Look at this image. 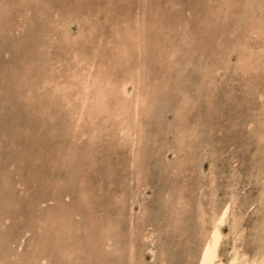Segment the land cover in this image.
Wrapping results in <instances>:
<instances>
[{
	"label": "rangeland",
	"instance_id": "1",
	"mask_svg": "<svg viewBox=\"0 0 264 264\" xmlns=\"http://www.w3.org/2000/svg\"><path fill=\"white\" fill-rule=\"evenodd\" d=\"M89 63L130 132L71 117ZM223 208L220 259L260 252L264 0H0V264H200Z\"/></svg>",
	"mask_w": 264,
	"mask_h": 264
},
{
	"label": "bare ground",
	"instance_id": "2",
	"mask_svg": "<svg viewBox=\"0 0 264 264\" xmlns=\"http://www.w3.org/2000/svg\"><path fill=\"white\" fill-rule=\"evenodd\" d=\"M138 17H139V15H138ZM136 19H137V17H136ZM134 21H135V19H134ZM261 26H262V24H261ZM141 30H143V29H141ZM249 53H251V52L249 51ZM78 55L80 56V54H78ZM246 58L248 59L247 62L249 64H252V61L249 60V59H251L250 55L247 56ZM242 60H244V59H242ZM88 61L86 59L85 62L88 63ZM245 63L246 62H244V64ZM92 68H93L92 65H90V63H89L88 67L84 68V70H83L86 73L85 72H83V73L78 72L77 73V76L81 78L80 82L83 83L82 87H81L82 90L79 91L80 96H81V105L79 107H75L74 110L72 108V112H70L71 117L76 119V115H77L78 117L76 120L79 121L82 118V115L85 112H87V110L90 111L89 112L90 116H92V115L96 116V114H98L100 112H103L104 114L105 113L106 114L112 113L111 115H114V116L122 119V121H123L122 124H124L125 127L127 128V129L125 127L121 128L122 131L127 130L128 132H130V130H132V129H130V127H129V122H128L127 118H132L134 121H137L139 119V116L141 115V106L145 105L147 102L146 101V95H144L142 93V91L139 89L137 91V93H135L133 95L132 98L129 97V99H128V96L130 94H128V92H126V89H127L126 87H127V81L129 79V77L125 76L121 80H119V82H118L112 76V74L105 76L104 74L102 75L99 71V73L94 74V75H92L91 78H89V76H91L90 72H91ZM138 79H139V77H138ZM138 81H136V84L140 83ZM134 84H135V82H134ZM113 96L116 98L114 100L115 103H113L112 100H110V99H112ZM131 113H133L132 117L130 116ZM104 116H107V115H104ZM79 123L80 122L76 123V127H78ZM223 209L224 210H222L220 213H216L213 220L211 221L212 222L211 228L209 229L208 235L206 236V239H205L203 247H202V251L200 252V254H201V256H199L200 264H264V247L261 249L260 252H258L257 254L252 256L251 258H248L243 253L244 251L243 252L240 251V252H242V253H240L234 246L235 251L227 262H224V260L222 261L220 259V257H219L220 251L218 253L219 245H220V242L222 240V233H221V229H220V218H221V216H224V215H226L228 218V215L230 212V210L228 208H223ZM232 212H234V211H232ZM6 219H8V218L6 217ZM236 222H238V221H236ZM235 224H234V226H235ZM234 230L235 229L232 228L233 234L235 232ZM236 238H238V237H236ZM44 261H45L44 257H41L40 262H44Z\"/></svg>",
	"mask_w": 264,
	"mask_h": 264
}]
</instances>
